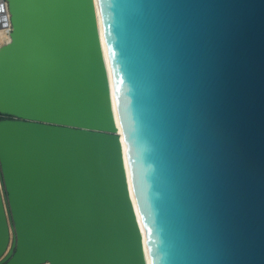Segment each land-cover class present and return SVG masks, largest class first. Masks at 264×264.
<instances>
[{"label":"water","instance_id":"95a60500","mask_svg":"<svg viewBox=\"0 0 264 264\" xmlns=\"http://www.w3.org/2000/svg\"><path fill=\"white\" fill-rule=\"evenodd\" d=\"M98 1L119 124L92 1L12 17L0 264H264V0Z\"/></svg>","mask_w":264,"mask_h":264},{"label":"bare ground","instance_id":"6f19581e","mask_svg":"<svg viewBox=\"0 0 264 264\" xmlns=\"http://www.w3.org/2000/svg\"><path fill=\"white\" fill-rule=\"evenodd\" d=\"M11 1H12V13H13L12 17L15 15V17L17 18L18 13L20 11H22L23 2H22V0H11ZM91 1H92V5H93V11H94L93 19H94L96 29H97L98 40H99L101 49L103 51V55H104V59H105V63H106L112 107H113V110L115 113L116 122H117V124H119L118 113H117V104H116V95H115V85H114L113 73H112L110 62H109L108 53L106 50L104 35H103L102 20H101L100 9H99V1L98 0H91ZM21 2H22V4H21ZM0 5L2 7L4 4L2 2H0ZM6 8H7L8 14L10 16L9 7H6ZM4 13L0 16V18H2L4 16ZM35 15H36V11H31V12L29 11L27 13L26 17L29 18V20H32ZM12 20H13V18H12ZM12 30H13V24H12ZM12 35H13L12 31L9 34L5 33L4 31H0V38L4 37V39H5L4 43L0 44V53H1V50L3 49V47L5 46V44L12 41ZM118 131H121V130L118 129ZM123 150H124V160H125V164H126V168H127V172H128V176H129V181L131 184L127 147H126V144L124 142V139H123ZM142 230H143V237H144V250H145L148 262H149L146 232L143 228H142Z\"/></svg>","mask_w":264,"mask_h":264},{"label":"rangeland","instance_id":"374dc122","mask_svg":"<svg viewBox=\"0 0 264 264\" xmlns=\"http://www.w3.org/2000/svg\"><path fill=\"white\" fill-rule=\"evenodd\" d=\"M11 6H12V1H11ZM4 12H5L4 16L2 18H0L1 19L0 20V31H4L5 33L9 34L12 31V24H13L12 23V15H13L12 8L11 7L9 8L10 16L8 14L7 9H5ZM4 40H5L4 37H1L0 38V44H3ZM5 194L6 193H4V198H5ZM10 227H11V240H10V243H9V248L12 246V243L14 242V237H15L14 229H13V226H12L11 222H10Z\"/></svg>","mask_w":264,"mask_h":264},{"label":"built area","instance_id":"2783aa9c","mask_svg":"<svg viewBox=\"0 0 264 264\" xmlns=\"http://www.w3.org/2000/svg\"><path fill=\"white\" fill-rule=\"evenodd\" d=\"M0 2H2L4 5L1 7L0 5V16L4 13L5 8L9 7L8 5V0H0ZM6 5V6H5ZM7 9V8H6Z\"/></svg>","mask_w":264,"mask_h":264},{"label":"trees","instance_id":"16d2710c","mask_svg":"<svg viewBox=\"0 0 264 264\" xmlns=\"http://www.w3.org/2000/svg\"><path fill=\"white\" fill-rule=\"evenodd\" d=\"M8 117H11V116L0 112V120L4 118H8Z\"/></svg>","mask_w":264,"mask_h":264}]
</instances>
